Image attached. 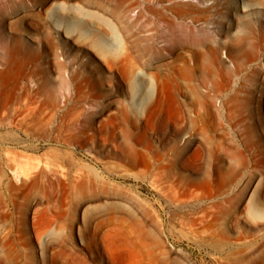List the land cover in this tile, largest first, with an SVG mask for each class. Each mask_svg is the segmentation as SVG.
<instances>
[{
  "label": "rangeland",
  "instance_id": "1",
  "mask_svg": "<svg viewBox=\"0 0 264 264\" xmlns=\"http://www.w3.org/2000/svg\"><path fill=\"white\" fill-rule=\"evenodd\" d=\"M182 1L216 39L264 25V0H0V264H264V59L199 115L164 36L142 55L145 6Z\"/></svg>",
  "mask_w": 264,
  "mask_h": 264
},
{
  "label": "bare ground",
  "instance_id": "2",
  "mask_svg": "<svg viewBox=\"0 0 264 264\" xmlns=\"http://www.w3.org/2000/svg\"><path fill=\"white\" fill-rule=\"evenodd\" d=\"M234 1L236 2V0ZM246 1H244L243 7H239L240 10L248 11L251 9L249 8L251 4L248 3L249 1ZM194 4L189 1H182V3L172 2L166 6H158L155 4L146 5L145 9L152 12L155 18L152 21H149V18L146 19L141 26L145 27L152 22V27L155 31L151 34L152 36H141L142 38L140 39L143 55L145 52L148 54V41L150 38L160 35L164 36L163 38L167 41L165 44L166 48L174 54L171 61L169 60V65H171L170 69L184 79L188 91L204 98L206 106H203V109L199 112V115H201L204 113H212L211 98L227 91L233 81L235 73L244 69L248 70L245 76H243L242 82L248 79L247 75L255 77L260 73L259 66H251L247 62L260 57L264 59V25L256 24L251 18H241L240 21L232 19L233 23L238 24L236 33L233 35L230 28L227 30L220 28L218 36L220 38L226 36V38H229L227 39L229 41L216 39L214 33L206 26L207 24L197 25L196 23L202 19L207 23L211 22L209 21V14H206L207 12L204 13L209 8ZM188 17L192 20L187 21L186 19ZM158 20L165 22V29L162 33L159 29ZM217 22L219 26L222 25L221 20ZM222 48H226L230 53H234V56H236L234 66L226 64L221 59L220 50ZM244 84L247 88L242 90L247 92V94L250 92L253 93L255 86L252 84ZM202 85H206V89H202ZM234 92L235 94L238 93V89H235ZM251 209L254 213L260 212L255 205ZM46 226L49 228L47 229L46 227V230L53 231L49 227V224ZM43 245L45 247L44 252L47 253L49 250L47 248L48 246L45 243ZM59 257H63V260L61 259L62 264H78L79 262L90 264L88 258L81 252L64 248L52 250L50 264H54ZM47 263L48 261L45 262V264Z\"/></svg>",
  "mask_w": 264,
  "mask_h": 264
}]
</instances>
